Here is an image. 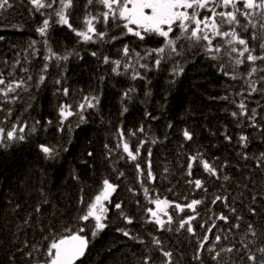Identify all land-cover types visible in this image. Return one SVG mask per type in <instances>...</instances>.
<instances>
[{"label": "snow or ice", "instance_id": "6c2138e0", "mask_svg": "<svg viewBox=\"0 0 264 264\" xmlns=\"http://www.w3.org/2000/svg\"><path fill=\"white\" fill-rule=\"evenodd\" d=\"M17 3L26 10L29 18L41 17L34 26V32L40 39H29L26 47L21 49L23 61L19 59L20 52H16L17 58L11 61L0 59V63L9 69L7 72L0 70V114H3L0 115V149L7 151L27 144L30 137L37 133L41 120L29 117L33 121L29 124L23 118V113L28 112L32 108L31 101L36 100L31 89L39 91L46 87L50 68L58 70L53 81L56 85L53 94L64 98L56 106L57 130L63 132L71 117L77 118L75 127L80 128L87 124L88 115L91 114L89 110H99L107 79L125 77L133 82L120 89V115L123 117L129 113V105L137 98V85L134 82L144 83V100L141 102L147 104L152 97L150 86L153 80L147 75L148 72H158L163 64L170 62L168 84L174 86L178 78L184 75L185 66L194 61L196 54L202 53L215 62L211 67L225 81V94L210 96L209 99L226 101L234 106L233 110L225 108L224 111L241 131L234 138L225 125L220 135L224 142L237 149L235 155L239 160L245 162L233 167L237 171L250 169L244 177L248 183L236 184L248 195L240 191L238 197H233L227 187L233 180L227 172L230 162L220 160L218 156L210 158L200 148L185 153L184 175L188 177L185 183L192 186L193 192H201L202 197L189 199L185 195L183 200L186 203H180L162 199L158 193L153 195V190L145 185L155 183L157 177L152 168L151 147L145 149L144 146L147 143H163V140L157 137L149 140L144 123L128 129L121 122L115 130V146L104 145L105 159L111 161L112 154L119 151L122 154L117 162L124 159L134 165L146 205L141 206L139 200L135 203L142 208L140 219L145 224L153 225V230L147 232V238L129 228H119L117 231L128 240L144 246V252L138 258L140 264H181L183 253H180V259H176V251L157 235L164 232L187 234L184 239L194 244L191 257L194 264H204L205 253L213 264H264V185H258L255 179V175L264 177V147H261L264 146V0H84L82 5L78 4V0H0V18ZM77 7L83 8L79 26L73 16ZM57 26L76 38L72 46L61 49L57 42L58 47H53L51 32ZM5 28L22 32L24 24H0V32ZM3 41L5 36L0 35V42ZM38 44L43 46L44 52L40 57L43 63L33 73L30 65L41 51ZM79 45L100 47L80 48L77 47ZM105 45L111 47L105 49ZM113 48L115 57L112 55ZM193 49L196 51L191 56L186 55ZM81 52H88L97 69L103 66L105 71L93 76L96 81L94 88L90 86L88 91L80 89L79 99H75L73 90L66 86L67 65L73 58L84 60ZM17 69L22 75H17ZM112 87H116V84L113 83ZM171 91V87L166 88L158 101L161 110L168 107ZM23 93H29V102L14 115L15 106L24 100ZM143 117L153 121L160 119L147 109ZM52 123V120H47L44 130L47 131V125ZM172 127L169 122L167 128ZM67 129L69 132L74 130L71 123L67 124ZM181 135L184 142L195 143L192 130L184 128ZM133 138L136 139L135 145L131 143ZM167 138L166 133L164 139ZM254 143L257 150L250 151ZM35 147L49 162H55L61 151L69 150L64 146L57 148L45 143H37ZM180 147L184 148V144L181 143ZM142 149L147 153L143 161L145 166L138 162ZM93 155L91 151L87 153L89 157ZM218 160L219 163L216 162ZM194 167L202 169L207 179L194 176ZM113 171L117 180L124 176V172L115 167ZM164 172L167 173L168 169L165 168ZM72 178L79 180L76 175ZM215 182H219L216 184L218 192L210 193L208 184ZM118 187L104 178L94 197L88 200L83 195L79 197L77 203L81 207L78 214L72 222L64 224L62 232L52 231L49 224L47 235L42 236V240L48 243L37 241L30 244L25 240L22 247L17 246L16 252L20 253L25 264H88L90 245L109 227V205L114 206L125 224L133 225L135 222V218L125 211L122 202L112 201ZM39 191L43 199L34 212L42 215L41 206L49 201L44 189ZM128 191L134 196L138 195L132 188ZM239 197H244L240 204L247 209L246 214L237 209L236 200ZM245 200L250 202L245 203ZM202 204L206 209L204 216L198 211V206ZM217 204L226 211H215ZM20 207L16 203L13 211ZM32 219L33 214L29 213L18 228L31 227ZM194 221L197 224L194 225ZM218 221L228 227L218 228ZM40 231L44 233L46 228L42 226ZM154 252L158 255L154 256ZM16 260L15 254L8 257L9 264H16Z\"/></svg>", "mask_w": 264, "mask_h": 264}, {"label": "trees", "instance_id": "16d2710c", "mask_svg": "<svg viewBox=\"0 0 264 264\" xmlns=\"http://www.w3.org/2000/svg\"><path fill=\"white\" fill-rule=\"evenodd\" d=\"M83 3L84 0H78V4L82 5ZM73 16L76 17L75 23L79 26L83 17V8L77 7L73 12ZM40 19L41 17L39 16L35 19L29 18L26 10L18 3L4 17L0 18V24H24L22 32L11 28H5L4 31L0 32V35L5 36V41L0 42V59L11 61L17 58L15 53L20 52L19 59L23 61L24 53L21 49L26 47L29 39H40L34 32V26ZM51 36L53 37V47L57 48L59 44L61 49L64 46H72L76 39L66 29L59 26L54 28ZM13 44L18 45V47L12 48L11 45ZM37 47L41 51L38 57L33 60L40 59L43 55V46L38 44ZM77 47L94 49L100 46L79 45ZM110 47L109 45L104 46L105 49ZM195 51L193 49L186 55L191 56ZM115 54V49L113 48L112 55L115 57ZM81 55L84 56V60L73 58L67 65L68 79L66 86L73 90L75 99H79L80 89L88 91L90 86L94 88L96 81L93 76L105 71L103 66L97 69L96 63L88 52H81ZM214 63L202 53L196 54L194 61L185 66L184 75L178 78L174 86L168 84L170 62L163 64L158 72H148L147 75L153 77L152 85L150 86L152 88L151 100L147 104L141 102L144 100V83L142 81L134 82L137 85V92L135 93L137 98L129 105V113L123 117L120 115V89L133 82L125 77L109 78L105 81L106 86L103 89L99 110H89L90 115L86 113L88 122L85 128L76 130L75 122L77 118L74 116L66 122L63 132L57 130L56 106L64 98L53 94L56 87L53 81L57 77L58 70L50 68L46 87H42L39 91L35 88L31 89V92L36 96V100L31 101L32 108L28 112L23 113V118L28 120L29 124L33 122L29 117L41 120L37 133L30 137L27 144L19 145L7 151L0 149V264H9L8 257L12 254L17 257L16 264H25L20 253L16 252L17 246L22 247L25 240L30 244L37 241L44 244L48 243V241L42 240V236L47 235V226L50 224L52 225V231L61 232L60 230L63 229L64 224L72 222L73 218L78 214V209L81 207L77 203L79 197L83 195L85 200L94 197L104 178H108L119 185L117 191L112 195L113 203L122 202V204L126 203V206L130 205V208L125 209L127 214L133 216L135 221L140 219L142 208L137 207L135 201L139 200L141 206L146 205V201L140 183L137 180L134 165L124 159H119L117 162L118 157L122 154L119 151L112 154L111 161L105 159L106 149L104 145L107 143L109 147L115 146L117 143L115 130L121 122L128 129H131L133 125L144 123L149 140L151 137L163 140V143L155 145L147 143L144 146L145 149L151 147L152 168L157 177L155 183H147L145 185L150 190H153V195L158 193L162 199L168 198L176 202L186 203L182 194L192 191V186L185 183L188 177L185 176L179 189L174 190L177 180L173 175V160L182 152L180 145L183 143L184 145L187 144L189 148L194 147L195 149L200 148L202 151H207L206 156L210 158L218 156L220 160L226 159L229 161L227 172L233 177V180L227 186L228 191L231 192L233 197H238L240 191H244L245 196H247V191L243 188L238 189L236 184L248 183L244 177L250 169L237 171L233 167L237 163L243 164L245 162L239 160L235 155L237 149L224 142L223 136L220 135L225 125L228 127L229 134L233 135L234 128H236L235 122L224 109L233 110L234 106L226 101L209 99L210 96L225 94V81L216 74L215 68L211 67ZM0 65L7 67L3 63H0ZM38 66L32 62L30 67L33 73L38 71ZM113 83L116 84V87H112ZM169 87L172 88V91L168 97V107L161 110L158 101L165 89ZM28 96L29 93H23L24 100L15 106L14 115L23 108L24 104L29 102ZM145 109L153 112L154 115L160 116V119L154 121L145 120L143 117ZM47 120L53 121L51 125H47V130L51 136H47L45 133L41 134L40 131L44 130ZM169 122L173 125L171 129L167 128ZM68 123L72 124L74 129L72 132L67 129ZM184 128L194 132L195 143L183 141L181 131ZM166 133L168 138L165 140L164 136ZM212 133H215V135H212ZM69 140L71 143H68ZM37 143H45L57 148L64 146L69 150L67 152L61 151L55 162H49L45 161L42 154L38 152L35 147ZM131 143L135 145L136 139L133 138ZM255 150H257V145L254 143L250 151ZM89 151L94 153L92 157L87 156ZM141 151L142 155L138 162L145 166L143 161L147 153L143 149ZM84 161H87V163H84ZM216 162L219 163L220 161ZM181 163H184V161H180ZM113 167L124 172V176L119 180L115 179L116 172L113 171ZM165 168L168 169L167 173L164 172ZM193 173L197 178L207 179V174L203 173L200 168L194 167ZM73 175L78 176L79 180H74L72 178ZM255 179L258 185H264V177L255 175ZM218 183H209L208 187L214 192H218L216 188ZM41 188L44 189L49 201V203L41 206L42 215L34 212L35 207L40 205V201L43 199L39 191ZM129 188L134 189L138 195L134 196L132 192L128 191ZM169 189H172V191H169ZM241 199H244V197H239L236 203H239ZM9 200H11V203H9ZM249 202V200H245V203ZM16 203H19L21 207L14 212L13 208ZM109 209V227L100 234L101 236L107 235V238H103L100 241L95 253L94 249L91 250L88 264H140L138 258L143 254L144 249H138V252L134 251L132 249V241L117 231L119 228L131 229L135 222L133 225H127L119 216L117 225H111V212L116 209L113 205H109ZM237 209L242 214L247 213V209L243 208V206ZM214 210L217 212L226 211L220 204H217ZM198 211L204 216L205 205L198 206ZM29 213L33 214L32 226L22 229L18 228V225L23 224L24 218ZM185 214L190 213L186 212ZM193 223L194 225L197 224L195 221ZM149 225L153 228V225ZM217 225L218 228L226 229L228 227L222 221H218ZM42 226L46 228L44 233L40 231ZM214 231L216 230L214 229ZM136 233L143 235L139 231H136ZM218 234L223 235L224 233ZM120 237L123 239L122 241ZM172 242L173 240H165L168 246ZM176 251L183 254L186 253L185 250L181 249H176ZM188 252L192 254L193 248L188 249Z\"/></svg>", "mask_w": 264, "mask_h": 264}, {"label": "bare ground", "instance_id": "6f19581e", "mask_svg": "<svg viewBox=\"0 0 264 264\" xmlns=\"http://www.w3.org/2000/svg\"><path fill=\"white\" fill-rule=\"evenodd\" d=\"M44 50L42 51L43 54ZM32 62L34 63V65L38 66L41 63H43L42 59H37V60H32ZM0 70L7 72L9 69L5 66H1L0 65ZM17 71V75H21L22 73H20L19 69L16 70ZM86 124L82 125L80 128L83 129L85 128ZM79 128H76V130H78ZM41 134H46L47 136H51L50 132L47 130H40ZM241 131V129L238 128H234L233 131V135L235 136L237 133H239ZM247 131L251 132V129H248ZM169 147V146H167ZM195 150L194 147H187V144L184 145V148H182V152L180 153V155L173 160V166H174V178H176L177 183H176V187L174 190H176L177 188L179 189L180 184L182 179L185 177L184 172H185V167L184 165L186 164V156L185 153L191 152ZM205 154L207 155V151H204ZM180 161H184V163L180 164ZM173 190V191H174ZM209 192L212 193L214 192L211 188H209ZM182 193V192H181ZM185 195H187L189 197V199L192 198H201L202 197V193L201 192H193V191H187L185 193L182 194V197H184ZM210 199V197H209ZM237 208H241L242 205L239 203H236ZM123 207L124 209H128L131 206L127 205L126 203H123ZM112 216H111V225H117V221L119 218V214L116 210H112L111 212ZM131 229L133 230V232L136 233V231L141 232L145 238H147L146 234L147 232L153 230V228L149 225V224H145L143 222V220L137 219L135 221V224L133 227H131ZM61 232L63 231L60 230ZM157 235L161 236L164 240H173V242L171 243V245H167L169 248L173 249L174 251H176V249H181V250H185L186 253L183 254V259L181 260V264H194V262L191 260L192 254H190L188 252V249L194 248V244H190L188 240L184 239V237L187 235L184 232H181L179 234H176L174 232L169 233V232H164V233H157ZM103 238H107V235L101 236L91 245V250L94 249V253L97 249V246L99 245L100 241ZM120 240L122 241L123 239L120 237ZM133 245H132V249L136 252H138V249H144L143 245L140 244H136L134 241H132ZM173 246V247H172ZM154 256L158 255L157 253H153ZM176 259H180V253L178 251H176ZM204 264H213V262L210 260V258L208 257L207 253L204 254Z\"/></svg>", "mask_w": 264, "mask_h": 264}]
</instances>
